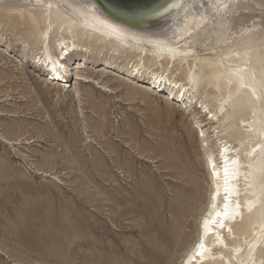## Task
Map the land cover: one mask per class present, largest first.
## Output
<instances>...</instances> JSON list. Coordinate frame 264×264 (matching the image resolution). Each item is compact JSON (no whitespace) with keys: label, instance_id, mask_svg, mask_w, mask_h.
I'll list each match as a JSON object with an SVG mask.
<instances>
[{"label":"rangeland","instance_id":"1","mask_svg":"<svg viewBox=\"0 0 264 264\" xmlns=\"http://www.w3.org/2000/svg\"><path fill=\"white\" fill-rule=\"evenodd\" d=\"M45 1L0 0V264H156L153 250L173 225L183 235L168 264H181L197 241L196 227L211 196L201 145L216 154L219 141H225L239 152L247 147L244 137L255 139L242 123L251 122L255 102L242 93L231 103L226 98L229 77L221 83L216 77L222 73L220 53L244 56L248 61L233 67L259 77L249 55L264 53V2L196 1L190 5H224H210V13V7L202 9L206 21L188 29L186 21L196 14L175 27L178 16L144 27L118 22L94 0H72L74 7L57 0L53 10L63 14L65 23L72 18L77 32L60 29L56 38H72L82 50L61 59L64 67L53 75L36 70L43 45L24 18L44 11ZM83 10L143 37L158 35L181 51L184 62L192 59L208 67L211 74L198 80L192 93L217 122L205 120L209 117L195 105L183 109L179 106L185 101L172 95L166 99V85L150 84V70L159 67L136 74L129 61L137 58L127 48L121 51L117 45L113 52L118 55H113L106 45L82 40L79 28L94 31L82 22ZM43 13L50 52L57 57L52 30L60 21ZM216 17H230L226 35L213 32ZM208 21V37L204 33L190 45ZM141 58L149 67V55ZM178 62L168 64L169 75L183 82L185 67ZM193 115L207 124L203 138L191 123ZM263 219L264 199L249 219L244 216L233 226V236L225 234L220 264L232 262L234 244L241 249L232 253L233 263L248 264L253 256L256 264H264V232L253 230Z\"/></svg>","mask_w":264,"mask_h":264},{"label":"bare ground","instance_id":"2","mask_svg":"<svg viewBox=\"0 0 264 264\" xmlns=\"http://www.w3.org/2000/svg\"><path fill=\"white\" fill-rule=\"evenodd\" d=\"M94 1L109 17L114 18L99 2L96 0ZM196 1L199 3L198 5L201 4V0H175L154 19L123 21V23L145 27L146 25L160 24L178 16L175 20L176 22L173 21V27H175L180 25L183 19L196 14V17H192L190 21H186V23H190L188 29H196V23H198L200 19H204V17L212 11V7H220V5L226 3V0H222L224 3L220 1V3L212 5L214 1H210V3L206 5V9H208L210 5H212V7L208 9V13H204V11H206L204 7H194L195 5H190ZM262 1L264 2V0ZM44 3V11L39 13L33 12L32 14L25 13L24 18L27 24H31V27L36 30L34 34L40 39L43 45V58L37 59L35 64L37 67L36 70L38 68L42 71L48 70L55 75L57 69L64 67L61 59L65 60L69 58L70 54L72 55L73 52L78 49L81 51L82 49L73 42L72 38H56L60 33V29H62V31H69L70 29V34L72 33V35H74L75 32H77L72 26L74 20L70 18L66 21L67 23L61 20L63 14L53 10L58 5L57 0H46ZM70 3H72V5H70ZM73 3L74 1L68 0V5H70V7H74ZM228 3L234 5L230 0H228ZM226 7H228V5H226ZM202 9H204V11H202ZM43 12H48L50 17L54 16L57 18V21H60L58 28H56L55 31L52 30V36L56 38L54 42L55 47L60 51L57 57L53 56L50 52L49 37L47 36V30L49 28H47L46 17ZM80 12L82 14V22H87V24L94 29V31L87 29H85V31L83 27L79 25L81 28H79L78 32L83 37L82 40L88 41L89 44L93 42V45L96 47L106 45L108 52H112L113 55H118L116 52H113V50L117 49L115 46L118 45L121 51L127 48V50L132 52V58H137V62L129 59L131 67L136 74L140 73L141 70L143 71L144 68L145 71H147L149 68L159 67V69L150 70V84L156 83V85L159 84V86L162 84L166 85L165 87H168V91L170 92L168 97H165L166 99L172 95L181 101H185L184 103L180 102L182 105L179 107L183 109H191L195 105L196 108L198 107V109H200L199 113H205L209 117V119L206 118L205 120H212L213 122L211 124L217 122L216 114H213V112H211L205 104L197 100L192 93V88L196 84H199L197 81L203 76L206 77L211 74L208 67H202L200 62L196 63L192 59H186L184 62V58H179L181 51L172 47L167 40L156 38L158 35H156V37H143L137 33L124 30V28L114 22L97 19L90 11L83 10ZM216 13H218V9L214 11V15H216ZM204 21H206V19H204ZM204 21H202V23H204ZM173 27L167 30L162 29L160 32H167ZM184 27H186V25H184ZM184 27H180V31H184ZM214 27H216L213 30L215 34L224 33V35H226L229 30L228 27H230V17H228V19L216 17ZM206 29H210V21H208V25H206L204 29L198 31L200 35L196 33L188 43L194 45V39L198 41V39L206 33ZM32 31L34 32V30ZM176 35H178V31ZM206 37H208V33H206ZM260 38L261 41H264V34H261ZM246 39L250 43L256 42L254 38L249 40L247 37ZM184 45H186V43H184ZM184 45H182V47H184ZM143 55H149V67L144 65L141 58ZM127 56L130 57V55ZM220 56L223 57L221 58L223 61L221 66L222 73L216 77V80L218 81L219 79L221 83L223 79H227L226 76L229 77L226 92L227 100L233 103L234 100L238 99L239 95L243 93L255 102L251 122H249V120H242V123H244L243 126L248 129L246 131L248 133H253L255 139L252 141L249 138V136L252 135L249 134L247 137H244L247 147L244 151L239 150V152L237 150L239 147L232 146L225 141H219L216 154L208 148L205 141V144L201 145L202 150H205L204 162L207 163L205 168L211 183V190L209 191V195L211 194V196L208 197L207 200L206 213L200 219L196 227L198 231L197 241H195L196 243L188 250L181 264H220L219 259H225V257H223L224 251L222 250V246L225 248L227 247L225 234L233 236V226L243 222L244 216L249 219V217L260 208L264 199V53L261 54L259 51H256L249 55L250 65L253 70L259 74V77L248 69L241 70L235 66L233 67L235 64L242 65L248 61L247 58H244V56L239 53H220ZM161 60H164L165 65L162 64ZM105 62L107 63L108 59ZM177 62L179 67H185V79L183 82L175 80L169 75L170 69L168 64H175ZM52 85H54V83H52ZM240 86L242 88H239ZM149 87L147 89H149ZM193 117L191 123L198 132L197 136L200 138L205 137L204 128L207 125L206 122L203 123L200 121L198 115H193ZM241 155H245L246 160H242L240 158ZM253 230L256 231V233L260 230L264 232V219L257 228H253ZM176 231L177 226L173 225L171 232L165 233L166 235L160 239V245L153 250L156 264L169 263L171 252L178 247V239L183 235L182 232ZM256 245H258V243H256ZM201 246H203V248ZM215 247H217L215 252H211V249ZM240 247L241 246H237L236 244L232 246L230 254L232 262L226 260V264H236L233 263L235 254L232 253L237 254L241 249ZM248 264H256L253 256Z\"/></svg>","mask_w":264,"mask_h":264},{"label":"water","instance_id":"3","mask_svg":"<svg viewBox=\"0 0 264 264\" xmlns=\"http://www.w3.org/2000/svg\"><path fill=\"white\" fill-rule=\"evenodd\" d=\"M118 22L154 19L175 0H97Z\"/></svg>","mask_w":264,"mask_h":264},{"label":"snow or ice","instance_id":"4","mask_svg":"<svg viewBox=\"0 0 264 264\" xmlns=\"http://www.w3.org/2000/svg\"><path fill=\"white\" fill-rule=\"evenodd\" d=\"M203 248V246H201Z\"/></svg>","mask_w":264,"mask_h":264}]
</instances>
